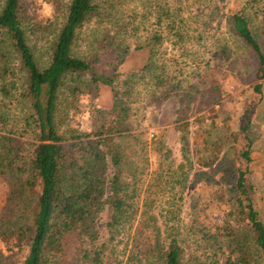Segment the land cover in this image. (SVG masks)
Instances as JSON below:
<instances>
[{
  "label": "trees",
  "instance_id": "trees-1",
  "mask_svg": "<svg viewBox=\"0 0 264 264\" xmlns=\"http://www.w3.org/2000/svg\"><path fill=\"white\" fill-rule=\"evenodd\" d=\"M95 1L66 2L63 19L48 47L49 60L40 67L24 27L21 0H3L0 131L16 134L15 122H21V133L33 134L47 143L34 147L25 156L22 140L0 136V175H25L23 188L36 194L27 222L3 240L10 246L6 249L7 258L0 259V264H105L111 256L119 257L117 246L123 240L132 241L129 256L137 264H264V222L255 207V187L247 184L252 173L250 106L244 109L242 125L233 134L243 144L237 152L232 148L230 162L222 156L224 152L219 154L220 139L206 137L194 142L200 138L201 130L193 132V151L184 137L180 161L175 166L167 155H159L161 162H166L161 173L169 175V180L160 183L164 189L168 187L167 191L176 189L179 208L183 197L198 182L189 181L193 165L201 168L199 174L193 175L198 176L201 186L187 197L191 203L186 208L189 221L172 217L146 222L132 217L136 210L129 202V185H136L143 170L135 168L133 154L128 152L132 151L130 140H135V136L122 134L130 129L128 111L120 98L123 95L115 91L116 65L108 63L109 68L103 69L98 53H111L115 61L121 62L129 49L100 41L87 56L79 57L73 52L77 30L98 10ZM55 6L52 2L53 10ZM249 17L260 23L259 33L264 36V12L257 8L251 9V15L242 9L227 16L226 33L251 55L255 66L252 91L260 96L264 49ZM149 43L133 48L148 49L144 70L152 64L154 50ZM67 76L76 80L85 77V93L94 94L101 85L112 90L109 110L94 106L89 109L91 132L80 135L78 130H72L70 134L71 139L92 136L89 140L61 143L63 134L59 132L55 111ZM211 90L217 96L224 93L216 83H212ZM13 108L21 112L19 120ZM230 138L234 142L232 135ZM204 170L218 177L214 175L213 180ZM132 191L134 194L135 189ZM170 206L169 213H174V204ZM105 210L110 212V221L105 230L108 236L101 242L98 224ZM69 241L73 243L71 253Z\"/></svg>",
  "mask_w": 264,
  "mask_h": 264
},
{
  "label": "rangeland",
  "instance_id": "rangeland-1",
  "mask_svg": "<svg viewBox=\"0 0 264 264\" xmlns=\"http://www.w3.org/2000/svg\"><path fill=\"white\" fill-rule=\"evenodd\" d=\"M67 1L21 0L22 16L26 21L24 27L40 67H45L49 60L48 47L52 43L54 30L63 19ZM52 2L56 4L55 10L51 8ZM95 2L98 10L77 30L73 52L79 57L87 56L100 41L114 42L129 49L121 62L115 61L111 53H98L103 69L109 68L108 63L116 65L118 78L114 83L115 91L123 95L120 98L128 111L127 122L130 129L122 134L135 136V140H130L132 151L128 152L133 154L131 160L136 164L135 168L143 170L138 175L139 181L136 185L130 184L128 191L129 196H132L129 202L136 210L132 216L135 221H161L172 217L183 222L189 221L186 208L191 203L187 201V197L194 188L198 190L201 186L198 176L193 177L201 172V168L193 165L189 181L198 182L183 197L179 208L176 189L167 191L168 187L165 186L164 189L160 183L169 180V175L161 173L166 162H161L159 155H167L170 164L175 166L180 161L184 137H187L188 147L193 151L195 130H201L200 138H196L194 142H201L206 137L220 139L219 154L224 152L222 156L230 162L232 148L237 152L243 144L233 134L242 125L244 109L250 106L251 125L248 133L252 173L247 177V184L255 187V207L264 222V80L260 96L256 95L252 91L255 83L252 57L226 33L227 16L242 9L250 15L252 8L264 12V0ZM2 3L3 0H0V9ZM48 19L53 24L50 25ZM249 20L264 49V36L259 33L260 23L252 17ZM148 42L152 44L154 53L150 69L144 70V66L148 64V49L133 48ZM85 80V77L76 80L74 76H67L58 93L55 118L60 125L59 132L63 134L61 143L93 138L81 136L71 139L70 134L72 130H78L77 134L80 135L91 132V107L109 110L112 106L113 93L110 87L101 85L94 94L85 93ZM212 83L218 84L224 93L215 95L211 90ZM13 112L19 120L21 112L16 108H13ZM15 124L16 134L0 131V136L9 135L22 140L25 143V156L34 147L47 143L33 134L21 133V122ZM204 171L214 180L215 174L210 170ZM217 177L218 174L215 175ZM25 179V175H0L1 260L7 258L6 249L10 246L5 245L3 240L27 222L33 195H36L23 188ZM209 183L212 184V181L209 180ZM132 189H135L134 194ZM171 204H174V213H169ZM109 221L110 212L105 210L98 224L101 242L108 236L105 230ZM188 242L193 243L191 238ZM130 247L132 241H120L117 246L119 257L111 256L105 264H137L129 256ZM69 248L71 253L72 241H69Z\"/></svg>",
  "mask_w": 264,
  "mask_h": 264
}]
</instances>
